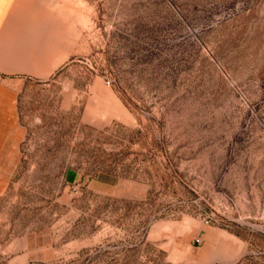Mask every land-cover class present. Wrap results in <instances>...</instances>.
I'll return each instance as SVG.
<instances>
[{"label":"rangeland","instance_id":"obj_1","mask_svg":"<svg viewBox=\"0 0 264 264\" xmlns=\"http://www.w3.org/2000/svg\"><path fill=\"white\" fill-rule=\"evenodd\" d=\"M0 264H264V0H0Z\"/></svg>","mask_w":264,"mask_h":264}]
</instances>
